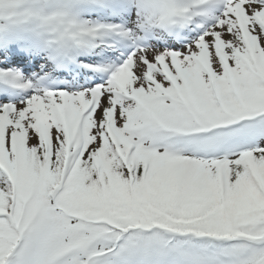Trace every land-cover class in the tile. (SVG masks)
I'll return each instance as SVG.
<instances>
[{"label": "snow or ice", "instance_id": "1", "mask_svg": "<svg viewBox=\"0 0 264 264\" xmlns=\"http://www.w3.org/2000/svg\"><path fill=\"white\" fill-rule=\"evenodd\" d=\"M0 264H264V0H0Z\"/></svg>", "mask_w": 264, "mask_h": 264}]
</instances>
